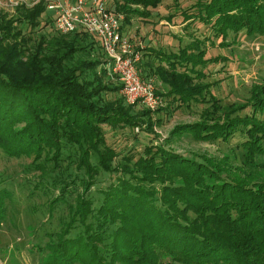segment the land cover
<instances>
[{"label":"trees","instance_id":"16d2710c","mask_svg":"<svg viewBox=\"0 0 264 264\" xmlns=\"http://www.w3.org/2000/svg\"><path fill=\"white\" fill-rule=\"evenodd\" d=\"M162 1L115 0L113 9L130 23ZM24 5L0 12V148L32 158L31 192L42 190L51 212L60 210L41 263L264 264V81L254 82L244 101L223 103L202 78L210 61L225 57L206 56L203 40L178 52L149 47L160 56L151 70L167 103L135 110L122 94L105 97L122 84L104 79L110 66L94 55L88 31L59 30L53 42L42 37L34 46L22 24L37 27L48 7L45 0ZM181 13L223 38L264 35V0H196ZM193 101L204 103L199 118L161 137L155 126L162 117L154 114ZM105 124L142 128L160 140L120 150L108 142ZM236 135V148L223 154L173 145ZM3 181L0 174V224L13 199Z\"/></svg>","mask_w":264,"mask_h":264},{"label":"rangeland","instance_id":"374dc122","mask_svg":"<svg viewBox=\"0 0 264 264\" xmlns=\"http://www.w3.org/2000/svg\"><path fill=\"white\" fill-rule=\"evenodd\" d=\"M176 1L163 0L159 6L152 8V13L148 17L135 15L130 23H125L122 19L123 30L129 34L133 49L142 54L139 63L141 75L145 78L153 77L156 79L157 88L165 90L164 83L151 70L152 66L160 63V56L157 54L151 56V53H148L149 47L178 52L193 39L200 38L203 40L201 46L207 50L206 56L225 57L218 61L212 60L203 68L206 72L203 81L211 83L213 93L223 103L244 101L250 95L251 85L264 81V35L251 38L245 31H240L230 32L228 37L223 38L216 35L211 26L201 20L184 19L181 10L188 9L196 0H178V4ZM33 5L34 0H30L24 6ZM108 5L114 8L115 0H108ZM17 8L18 6L14 7L9 0H0V12L5 11L11 15L17 12ZM170 15L173 16L169 17ZM22 27L27 36L31 37L34 46L42 37L53 42L54 37L61 34L56 26L54 9L51 8L42 14L37 27L31 28L27 24H22ZM89 36L99 49L95 48L94 55L106 59L109 66V58L100 40L91 33ZM104 79L112 85L120 82L113 74L106 75ZM104 94L106 98H113L122 92L107 91ZM166 103L167 101L164 105ZM130 104H135V110L146 107L141 102ZM203 107V102L193 101L191 105H183L173 113H155V116L162 117V123H157L155 130L161 137H165L177 123L198 119ZM105 128L108 142L120 150L133 147L135 151H140L148 141L160 140L155 138L153 132L142 128L137 131L136 127L121 125L112 127L108 124H105ZM240 138V135H236L230 141L216 142L188 138L179 139L173 145L177 150L188 154L191 152L223 154V151L234 150ZM31 160L32 158L27 155L10 156L0 148V174L4 178L2 185L7 186L13 193L9 216L0 224V264H42L46 252L41 247H44L49 239L47 231L59 228L60 210L57 208L55 212H51L49 195L42 190L31 192L35 181L34 170L28 167ZM103 177H108V174H102Z\"/></svg>","mask_w":264,"mask_h":264},{"label":"built area","instance_id":"2783aa9c","mask_svg":"<svg viewBox=\"0 0 264 264\" xmlns=\"http://www.w3.org/2000/svg\"><path fill=\"white\" fill-rule=\"evenodd\" d=\"M30 0H9L14 7ZM41 0H34V4ZM54 9L58 30L62 32L85 29L97 36L109 58L110 73L122 86L127 102H141L156 109L165 104L157 91L156 79L145 78L139 71L142 54L133 49L129 34L122 29L123 14L109 7L108 0H45ZM138 129V127H137Z\"/></svg>","mask_w":264,"mask_h":264}]
</instances>
